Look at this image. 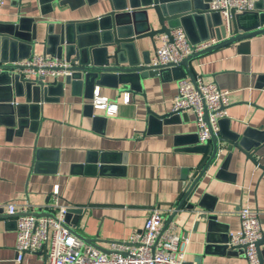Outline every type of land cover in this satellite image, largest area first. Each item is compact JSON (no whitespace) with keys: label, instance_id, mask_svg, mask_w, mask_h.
I'll return each instance as SVG.
<instances>
[{"label":"crops","instance_id":"crops-1","mask_svg":"<svg viewBox=\"0 0 264 264\" xmlns=\"http://www.w3.org/2000/svg\"><path fill=\"white\" fill-rule=\"evenodd\" d=\"M66 2L51 9L38 0H4L0 36L22 19V35L37 42L33 56L45 55L48 28L54 37L68 23H87L111 10L108 0ZM158 45L159 36L136 43L139 60H151ZM192 68L195 76L230 92L224 132L245 136L249 145L263 141L264 35L251 41L249 55L225 46L193 60ZM178 75L172 69L152 70L144 80L145 97L140 85L120 95L111 87L98 88L100 96L118 105L110 116L90 106L83 85L64 83L32 106L25 104V97L16 98L14 121L4 116L0 123V208L5 214L9 203L46 210L58 186L60 203L84 210L76 231L94 240L102 252L141 232L152 208H160L164 218L171 215L205 158L196 144L191 112L147 121L148 109L159 115L172 111ZM54 79L49 75L46 81ZM4 80L0 77V107L8 109L13 91ZM126 95L128 104L123 102ZM257 156L264 164V147ZM189 204L193 208L178 212L173 222L175 232L190 239L185 263L247 264L242 249H225L211 240L238 233V213L244 207L259 213L264 232V173L240 151L220 149ZM211 218L216 223L210 228L213 234ZM14 219L0 217V264H46V250L26 252L21 263L15 260Z\"/></svg>","mask_w":264,"mask_h":264},{"label":"water","instance_id":"water-1","mask_svg":"<svg viewBox=\"0 0 264 264\" xmlns=\"http://www.w3.org/2000/svg\"><path fill=\"white\" fill-rule=\"evenodd\" d=\"M67 0H38L40 5L62 7ZM111 10L104 16L88 21L68 23L61 34L51 37L52 29L48 28L47 38L43 45L44 54L64 59L67 65L62 70L71 73L65 76L64 81L55 78L46 81V78L32 76L30 70L35 68L23 64L24 61L33 57V49L37 43L32 38L22 35L23 21L10 24V28L0 36V77L12 92L8 109L0 107V123L4 116L14 121L15 112L19 109L14 104L18 97H25V104L42 103L46 95L53 88H61L64 83L72 86L83 85L88 92V98L93 99L94 91L100 87H111L117 89L119 95L125 92L133 93L140 85L142 96L144 93V80L150 76L152 70L172 69L179 71L177 80L189 78L195 79L192 61L204 55L217 51L221 48L235 46L239 55H249L251 52V41L264 35V0H254V9L238 15H232L231 25L228 30L224 27L218 12L209 10V0H108ZM108 21V24H105ZM193 24H196L194 29ZM182 27L191 44L209 41L213 38L216 43L189 55L178 65L150 66V60H139L136 43L149 39L154 41L157 36L165 35L171 40V30ZM35 39V38H34ZM26 49V53L23 50ZM92 106V105H90ZM93 107V106H92ZM31 108V107H30ZM181 111L168 112L159 115L147 110V121L152 117L160 120L171 116L180 115ZM204 119L209 124L208 112L205 110ZM220 121V130L216 134L211 130V139L205 144L197 147L205 155L198 170L194 173L192 180L186 184L187 187L180 202L171 215L164 219L161 233L174 222L178 212L193 208L189 200L211 165L217 160L220 149L232 152L237 150L250 161L255 167L264 173V164L257 153L264 147V140L249 145L245 136L235 133H225ZM197 137V135H196ZM84 214L81 208L70 207L67 210L66 222L69 231L80 240L86 242L96 249L97 244L92 239H87L76 231L80 223V216ZM34 216L35 218H53L55 216L46 210L18 212L11 216L5 214L0 208V217L14 219L19 216ZM204 217V215H201ZM200 216V217H201ZM214 218L209 221V229L215 225ZM214 229L209 233L213 234ZM159 238H157L156 243ZM214 244H220L225 249H242L244 246L230 247L228 245L229 233L220 235L218 241L211 240ZM256 252L259 264H264V232L256 242ZM111 254L112 252H105ZM187 264V263H185ZM195 264H200L199 260Z\"/></svg>","mask_w":264,"mask_h":264},{"label":"built area","instance_id":"built-area-1","mask_svg":"<svg viewBox=\"0 0 264 264\" xmlns=\"http://www.w3.org/2000/svg\"><path fill=\"white\" fill-rule=\"evenodd\" d=\"M4 0H0V8ZM254 9V0H209V10L218 12L224 27L228 30L232 15H238ZM214 39L191 44L182 27L171 30V40L165 35L159 36V45L155 47V55L149 61L150 66L178 65L192 53L215 44ZM32 76L53 78L68 76L62 70L67 65L64 59L50 55H36L23 62ZM230 92L221 90L214 82H205L202 77L195 76L194 81L184 78L178 80L177 93L173 99L172 111L191 112L194 115L196 135L199 144H205L220 130V121L226 118V108L229 106ZM123 102H130L129 95ZM92 106L103 110L107 116L117 113L118 105L100 96L95 89ZM208 112L209 124L204 116ZM53 203L46 210L55 216L53 218H35L34 216H19L14 219L16 225V261L21 263L26 252L46 250V264H185V254L190 239L176 233L171 223L161 233L164 216L160 208L150 210L144 228L126 242L112 244L111 254L102 252L85 244L72 234L66 222L67 205L60 203L59 189L56 186L52 192ZM31 211L28 206L18 207L16 203L7 205L6 213L15 215L18 212ZM238 217L240 230L230 234V247L244 246L247 264H259L256 242L261 238L259 213L249 207L242 208ZM157 238H159L156 243Z\"/></svg>","mask_w":264,"mask_h":264}]
</instances>
